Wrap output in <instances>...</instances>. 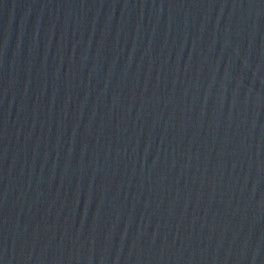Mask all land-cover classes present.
Wrapping results in <instances>:
<instances>
[{
  "label": "water",
  "instance_id": "1",
  "mask_svg": "<svg viewBox=\"0 0 264 264\" xmlns=\"http://www.w3.org/2000/svg\"><path fill=\"white\" fill-rule=\"evenodd\" d=\"M0 264H264V0H0Z\"/></svg>",
  "mask_w": 264,
  "mask_h": 264
}]
</instances>
